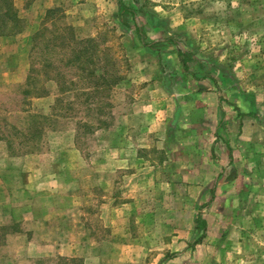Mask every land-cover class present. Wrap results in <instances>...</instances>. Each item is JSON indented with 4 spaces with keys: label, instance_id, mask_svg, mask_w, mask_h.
Here are the masks:
<instances>
[{
    "label": "rangeland",
    "instance_id": "374dc122",
    "mask_svg": "<svg viewBox=\"0 0 264 264\" xmlns=\"http://www.w3.org/2000/svg\"><path fill=\"white\" fill-rule=\"evenodd\" d=\"M118 1L13 0L25 33L0 37V264H264V0H121L134 10L125 25ZM50 9L59 11L43 20ZM42 23L28 52L25 37ZM178 49L190 55L186 70ZM78 50L117 87L86 100ZM46 59L54 76L64 71L68 92L54 83L44 98L25 96L31 72L39 85L51 74ZM208 87L225 111L193 96ZM156 108L177 122L162 173L140 170L135 157ZM193 114L228 160L222 180L236 175L240 191L223 194L219 177L195 184L201 175L177 161ZM233 118L261 130L224 143ZM147 156L156 163L160 151Z\"/></svg>",
    "mask_w": 264,
    "mask_h": 264
},
{
    "label": "crops",
    "instance_id": "0c3cea01",
    "mask_svg": "<svg viewBox=\"0 0 264 264\" xmlns=\"http://www.w3.org/2000/svg\"><path fill=\"white\" fill-rule=\"evenodd\" d=\"M34 24V23H33ZM30 29H34L35 26H30ZM25 31L24 29L22 30V32H20L17 35H21L23 32ZM31 31V30H30ZM37 31V30H36ZM35 31V32H36ZM34 32V33H35ZM33 33V34H34ZM32 33L28 36L25 37L26 40V47L28 48V52L30 51L31 47H32V41H31V37L33 35ZM13 37V36H10ZM29 76V75H28ZM28 78V77H27ZM52 84H54L52 81H48L44 83V94L43 96L40 97H33L32 99H41L44 98L48 95H50V91H49V87L52 86ZM50 85V86H48ZM117 86H110L108 87V89L106 90H113L115 89ZM209 88V87H208ZM152 92H157L160 95H162L165 91L163 90V88L159 89H154L151 90ZM186 90H183V92H185ZM165 94V93H164ZM181 94V91H178V95ZM193 96L196 94V96H199L200 98H208L210 100V105L209 106V112L210 110L212 112L215 113V111L219 112V111H223L224 108H220V110H217L216 108L219 106L220 104V99H216L215 100V105H211L213 103L214 100V93L212 91L211 88L209 89H196L194 91H192ZM167 96V95H166ZM176 101V100H174ZM172 104V108L173 110L176 112L174 106H176V102L175 104L173 103V98H171V100L168 99L167 97V103L168 104ZM203 109H205L207 107V105H201ZM210 106H212V108H210ZM197 108V107H196ZM158 110V108H156ZM213 109L215 111H213ZM193 110L194 109L193 107ZM225 111V110H224ZM166 115L161 112L160 110H158L157 112H153L152 113V118H151V122L147 123L145 127V132L144 134V138L142 137V139H140V142L142 144H140L139 146V154L137 153V150L135 151V157L136 160L140 161V170H146V168H153L154 170L159 171L160 173H162L164 171V167L167 166V162L169 161V159H171L174 156V149L171 145H167V139H168V135H170V133L172 132V129L174 128V125H177L175 122H173V118L176 117V113H172V111H168L166 109ZM175 114V115H173ZM229 116V114H227ZM171 116V117H170ZM174 116V117H173ZM228 116H225V118L228 120ZM170 117V118H169ZM173 117V118H172ZM191 119H193L194 121H189V126H190V138L187 142H184V144H186L182 150H179V152L177 153V161H182V159H188L190 161V165L192 166L191 171L189 173H192L194 171V174H198L201 175L200 178L196 179L194 181L195 184H200L201 186L204 187H208V185H210L217 177H219L220 179V184H222L223 187V194L228 195H232V193L234 192H238V190L240 191L241 188V183H238L239 177H235L236 175H232L230 180H227V178H224L225 180L223 181V177L227 176V170L229 169V163L228 160L226 158H224L221 154L220 157L217 158L215 152H216V145L217 143H215L216 141H214V131L212 132L210 128H208L206 123H197V115L193 114ZM230 124L226 125L229 129V133L228 131H226L224 138V143H227V139L230 137L232 138V140L237 139L239 143H245L244 138L245 137V133L247 132V134L251 133L250 131L252 130L253 133H255V131L260 132L261 130V126L255 121L253 124L249 121H245V120H239L237 118V120H235V118H233L232 120H230ZM175 123V124H174ZM226 123V122H225ZM150 135H152V139H150ZM234 136V138L232 137ZM259 136H252L250 138L251 142L255 141V138L257 139ZM249 140V141H250ZM219 141L221 142V139L219 138ZM183 144V145H184ZM155 150H159L160 151V157L158 158V162L154 163L151 159L148 158L147 153H151L154 152ZM189 153V154H187ZM237 156V154H236ZM176 159V158H175ZM173 166H171L172 168H176L177 167V172H180L183 174L182 167H181V163L176 162L175 164H172ZM179 166V168H178ZM171 168V170H173ZM223 169H225L226 171L223 172ZM203 174V177H202ZM199 180V181H198ZM213 204V202L208 203L207 204V208L211 207ZM1 205V202H0ZM2 206V205H1ZM201 219L205 222V225L207 224L205 218ZM47 220V219H46ZM4 229V227H2ZM193 228H195V222H193ZM243 234V233H242ZM12 235V234H11ZM254 237V236H253ZM10 238V237H8ZM186 253V250H182L179 251L177 253L178 255H183ZM60 255V253H58Z\"/></svg>",
    "mask_w": 264,
    "mask_h": 264
},
{
    "label": "trees",
    "instance_id": "16d2710c",
    "mask_svg": "<svg viewBox=\"0 0 264 264\" xmlns=\"http://www.w3.org/2000/svg\"><path fill=\"white\" fill-rule=\"evenodd\" d=\"M118 9H119V13L116 14V16L118 17V20L122 23V25L123 24L125 25L126 24V21H125L126 14L133 15L134 10H132L130 7L124 5L121 0L118 1ZM55 11L58 12L59 10L58 9L47 10L43 20L48 18L49 15H51ZM52 21L53 20H51L50 23H52ZM45 27H46V24L42 23L41 27L32 35V37H31V41H32L31 49L37 47L35 44L36 38L43 32L42 30ZM134 28L136 29V31L138 33L139 41L144 46L150 47L149 45L144 43V40H143L144 35L141 33L140 28L135 23H134ZM23 29H24L23 21L19 18L17 11L13 7V0H0V37H9V36L19 34L20 32H22ZM65 31L66 30H63V28L61 29V33H65ZM60 36H62V34ZM62 38H63V36H62ZM76 43L78 44L77 40H76ZM65 44H66L65 41H62L60 43L61 48L65 47ZM48 46L49 45H46V49ZM80 53H82V52L80 50H78V54H79L80 58L76 56V57H73V60L77 62V63L75 62L76 68L78 70H80V73L84 72V70H85V73H81L83 76L82 78H81L80 73H78L76 76H78V78H81V80L86 79V81L90 82V84L92 86V87H90V90H92V91L85 94L87 96L86 100L91 98L92 96H90V95L95 93V92L101 93L103 90L108 89V87L117 85L116 82L118 81V79L115 81L108 80L105 83V72H102L98 68H96V66L98 67V64L94 63L93 59H92V62L87 60V59H84V57L82 55H80ZM84 54H85V52H84ZM177 55H178V57L181 58L180 63L182 65V67L186 70L187 69L186 61H185V59L182 58V55L189 57L190 56L189 53L183 52L181 49H178ZM188 60H189V58H188ZM60 63H62V65L65 67L67 65L73 66V64H74L73 61H71L67 58L64 60L62 59V61L60 59ZM86 63L88 64L87 67H90V69L86 68V66H85ZM44 65H45V67L51 68L48 59L45 60ZM51 70H52L51 74L47 75L45 77V80L43 81L42 85H39V83H40L39 79L36 80V78L34 79L31 76V73H32L31 72L27 78V81H28V84L30 85V88H32V89H29L28 91H26L25 96H27V95L32 96V97L43 96L44 91H45L44 90V83L48 82V81H52L53 83L56 84L58 89L60 88V95H65L66 92H68L67 91L68 88L66 91H63L64 89H66V87L64 86V84H65L64 76H63L64 71L62 70L59 73H56V75L54 76L53 75V69L51 68ZM77 82L79 83V81H77ZM74 84H76V83L72 79V83L70 85H74ZM34 85L36 87L33 89ZM77 92H81V91L77 90ZM61 104H62V101L60 100L58 105H61ZM37 122H38L37 120H34L33 123L36 124ZM196 227H198V228L202 227L201 229H202V234H203L204 230H205V222L201 218H199L196 221Z\"/></svg>",
    "mask_w": 264,
    "mask_h": 264
}]
</instances>
